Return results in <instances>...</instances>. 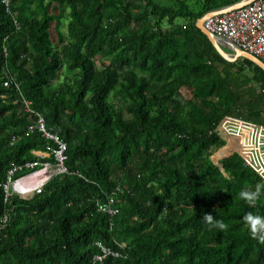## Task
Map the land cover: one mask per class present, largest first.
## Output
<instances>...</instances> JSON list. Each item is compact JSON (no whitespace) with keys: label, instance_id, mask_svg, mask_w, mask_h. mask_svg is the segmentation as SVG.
<instances>
[{"label":"trees","instance_id":"1","mask_svg":"<svg viewBox=\"0 0 264 264\" xmlns=\"http://www.w3.org/2000/svg\"><path fill=\"white\" fill-rule=\"evenodd\" d=\"M239 1L0 0V76L66 141L70 170L7 202L0 185V264H93L97 242L121 253L98 264H264L244 221L264 196L239 194L264 179L230 146L212 159L225 116L264 125V68L197 25ZM23 106L0 82V184L53 144Z\"/></svg>","mask_w":264,"mask_h":264},{"label":"built area","instance_id":"2","mask_svg":"<svg viewBox=\"0 0 264 264\" xmlns=\"http://www.w3.org/2000/svg\"><path fill=\"white\" fill-rule=\"evenodd\" d=\"M3 2L9 11L10 0H3ZM204 25L212 33L229 39L240 49L257 56L264 62V0H252L229 11L216 13L207 17ZM0 82L6 87H13L19 91L22 95L24 110L35 115V121L30 124L29 130L31 132L38 130L43 133L46 139L53 142L45 152L36 151L39 157L46 159L29 160L22 164H15L9 169L7 179L0 184L4 191L5 202H7L14 194L41 193L51 178L58 174L69 173L70 170L66 164V141L47 128L45 116L33 108L30 99L23 96L21 82L10 75L0 76ZM217 132L226 140L224 148L230 146L232 147L231 153H240L247 164L264 179V150L262 149L264 146V125L227 115L219 123ZM22 170L28 171L16 177V173ZM112 205L113 199L108 203H100L99 209L115 214L118 209ZM7 218L5 216L4 221ZM97 244L101 252L94 255L93 264L103 262L110 255L119 256L121 254L101 242H97Z\"/></svg>","mask_w":264,"mask_h":264},{"label":"clouds","instance_id":"3","mask_svg":"<svg viewBox=\"0 0 264 264\" xmlns=\"http://www.w3.org/2000/svg\"><path fill=\"white\" fill-rule=\"evenodd\" d=\"M240 197L251 207L255 206L262 196H264V184L257 183L253 190L243 189ZM203 219L208 224L209 230H224L226 225L223 221L215 220L211 213H205ZM244 221L254 239L264 243V215H256L251 212L244 216Z\"/></svg>","mask_w":264,"mask_h":264},{"label":"water","instance_id":"4","mask_svg":"<svg viewBox=\"0 0 264 264\" xmlns=\"http://www.w3.org/2000/svg\"><path fill=\"white\" fill-rule=\"evenodd\" d=\"M252 0H240L239 2H236L234 4H230L224 7H221L219 9H215L212 10L210 12H208L207 14H205L203 17L199 18L197 25L199 28H201L210 38V40L212 41L213 45L216 47V49L219 51V53L226 58L229 61H236L239 57H244V58H248L250 60H252L253 62L257 63L258 65H260L262 68H264V62L261 61L260 58H258L257 56L244 51L242 49H240L238 46H236L232 41H230L229 39L225 38V37H221L218 36L214 33H212L211 31H209L205 25L204 22L207 19V17H210L216 13H222V12H226L229 11L231 9L240 7L248 2H250ZM227 49H230L231 51H227ZM262 149L264 150V146L262 147ZM230 155V154H229ZM229 155H226L224 157H227Z\"/></svg>","mask_w":264,"mask_h":264},{"label":"rangeland","instance_id":"5","mask_svg":"<svg viewBox=\"0 0 264 264\" xmlns=\"http://www.w3.org/2000/svg\"><path fill=\"white\" fill-rule=\"evenodd\" d=\"M161 3L163 4H167V5H172L174 4L175 0H159ZM227 49V48H226ZM60 78V77H59ZM58 78V79H59ZM61 79V78H60ZM184 94H188V92L186 90H184ZM224 147L218 149L217 151L214 152V154L212 155V159L216 162V163H219L220 159L222 157H220V159H218L217 157H215L216 153H218L219 151H221V149H223Z\"/></svg>","mask_w":264,"mask_h":264},{"label":"crops","instance_id":"6","mask_svg":"<svg viewBox=\"0 0 264 264\" xmlns=\"http://www.w3.org/2000/svg\"><path fill=\"white\" fill-rule=\"evenodd\" d=\"M227 50H229V52L231 51L230 49H227Z\"/></svg>","mask_w":264,"mask_h":264}]
</instances>
